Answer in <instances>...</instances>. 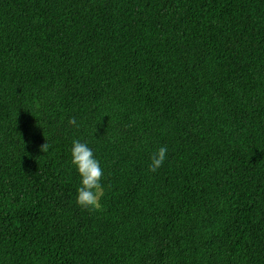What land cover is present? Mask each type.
<instances>
[{"label": "trees", "instance_id": "obj_1", "mask_svg": "<svg viewBox=\"0 0 264 264\" xmlns=\"http://www.w3.org/2000/svg\"><path fill=\"white\" fill-rule=\"evenodd\" d=\"M0 264H264V0H0Z\"/></svg>", "mask_w": 264, "mask_h": 264}, {"label": "clouds", "instance_id": "obj_2", "mask_svg": "<svg viewBox=\"0 0 264 264\" xmlns=\"http://www.w3.org/2000/svg\"><path fill=\"white\" fill-rule=\"evenodd\" d=\"M69 126L79 128L78 121L71 117L67 121ZM47 143L42 146V151L47 150ZM168 147L162 145L152 152L148 170L157 172L168 158ZM70 164L79 177L76 188L75 204L82 209L95 210L100 206V197L104 192V172L101 161L96 157L87 141L74 139L70 148Z\"/></svg>", "mask_w": 264, "mask_h": 264}]
</instances>
